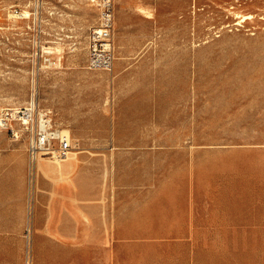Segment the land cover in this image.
Here are the masks:
<instances>
[{"label": "rangeland", "instance_id": "obj_1", "mask_svg": "<svg viewBox=\"0 0 264 264\" xmlns=\"http://www.w3.org/2000/svg\"><path fill=\"white\" fill-rule=\"evenodd\" d=\"M101 12L0 0V264H264V0H114L110 69Z\"/></svg>", "mask_w": 264, "mask_h": 264}, {"label": "built area", "instance_id": "obj_2", "mask_svg": "<svg viewBox=\"0 0 264 264\" xmlns=\"http://www.w3.org/2000/svg\"><path fill=\"white\" fill-rule=\"evenodd\" d=\"M97 1L102 9L101 22L92 31L89 62L94 68L110 69L115 60V51L111 42L114 0ZM12 121H19L28 131L31 161H37L40 154L65 158L73 148L69 137L61 133L54 134L52 118L48 112H44L40 119L38 118V108L34 101L23 107L8 110L1 123L8 126Z\"/></svg>", "mask_w": 264, "mask_h": 264}, {"label": "bare ground", "instance_id": "obj_3", "mask_svg": "<svg viewBox=\"0 0 264 264\" xmlns=\"http://www.w3.org/2000/svg\"><path fill=\"white\" fill-rule=\"evenodd\" d=\"M25 16H28V14H29V12L27 11V10H25L24 11V13H23ZM11 15H13L12 13H11ZM45 47V46H44ZM57 48V47H56ZM46 49H47V47H46ZM52 50V49H51ZM43 111H41V115H43ZM58 133H61V134H63V135H66L67 137H69L70 138V136H69V131L68 130H66V129H63V130H61V131H56V132H54V134H58ZM43 159V157H40V159ZM41 161V160H40Z\"/></svg>", "mask_w": 264, "mask_h": 264}]
</instances>
